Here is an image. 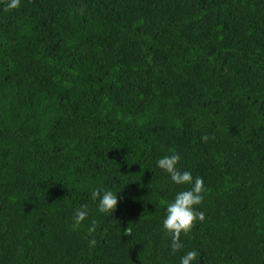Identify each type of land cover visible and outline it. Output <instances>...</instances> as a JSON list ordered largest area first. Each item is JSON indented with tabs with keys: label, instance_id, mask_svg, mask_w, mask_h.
<instances>
[{
	"label": "trees",
	"instance_id": "16d2710c",
	"mask_svg": "<svg viewBox=\"0 0 264 264\" xmlns=\"http://www.w3.org/2000/svg\"><path fill=\"white\" fill-rule=\"evenodd\" d=\"M10 3L0 264H180L188 251L193 264H264V0ZM173 153L206 189L205 219L176 252L166 205L191 185L157 167ZM97 188L118 193L112 215Z\"/></svg>",
	"mask_w": 264,
	"mask_h": 264
},
{
	"label": "clouds",
	"instance_id": "9594fccd",
	"mask_svg": "<svg viewBox=\"0 0 264 264\" xmlns=\"http://www.w3.org/2000/svg\"><path fill=\"white\" fill-rule=\"evenodd\" d=\"M21 0H11L9 8L14 9L19 7ZM181 160L179 153L166 155L157 161V167L168 173L171 181L176 185H191L190 188L177 192L175 198L166 205V215L163 220V229L171 237V248L173 252L178 251L183 247L180 242L182 233L187 234L197 221L203 222L205 214L196 209L197 205L202 204L204 199L203 178L197 177L194 179L190 171H182L177 167ZM93 201H98V211L102 214H113L116 210L119 200L118 193L100 189L90 193ZM87 206L78 208L73 217V227L78 228L88 217ZM95 226L88 229L89 233L95 232ZM130 233V231H129ZM95 244V240L92 241ZM197 252L188 251L181 256L180 264H193L196 260Z\"/></svg>",
	"mask_w": 264,
	"mask_h": 264
}]
</instances>
